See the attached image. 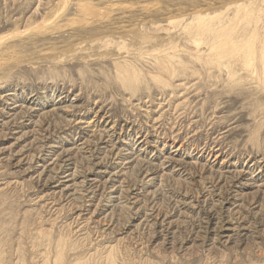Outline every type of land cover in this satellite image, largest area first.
Returning a JSON list of instances; mask_svg holds the SVG:
<instances>
[{
    "label": "rangeland",
    "instance_id": "374dc122",
    "mask_svg": "<svg viewBox=\"0 0 264 264\" xmlns=\"http://www.w3.org/2000/svg\"><path fill=\"white\" fill-rule=\"evenodd\" d=\"M244 1L0 0V264H264V79L192 31Z\"/></svg>",
    "mask_w": 264,
    "mask_h": 264
},
{
    "label": "bare ground",
    "instance_id": "6f19581e",
    "mask_svg": "<svg viewBox=\"0 0 264 264\" xmlns=\"http://www.w3.org/2000/svg\"><path fill=\"white\" fill-rule=\"evenodd\" d=\"M244 2H246V0ZM250 8L247 6L246 7L245 6H237V8L235 10L234 18L228 24H226V21H225V23H224L225 25L222 24L221 26H215L210 21H207V20H205V18L204 19L202 18L198 21V23L196 24L195 28L192 29V31L194 33H196L200 36H203V37L207 38L208 40H210V52H211V56L214 57V60L212 61L213 63H215L216 65L218 63V65L221 66L220 64L223 61H225L226 59L235 58V57H242V58L244 57V59L247 60L248 68L250 67L249 69L254 70V72L255 71L260 72L262 75V78L264 79V36L259 35V33L256 30L257 27H255L252 32L248 33L250 26L254 25V23H256L257 19H258L257 18L258 15L257 16L255 15L254 9L252 10V8L251 9ZM58 9H59V7H58ZM83 12H84V10H83ZM98 15H99V13H98ZM259 15H261V17H262V14H259ZM261 17H259V18H261ZM220 18L221 17H219V19ZM95 19H97V15H96ZM220 22H221V20H220ZM259 23H261V22H259ZM192 24H193V22H192ZM239 34H241V36ZM256 59H259V62H260L259 67L252 66V65H254V63H252V62ZM53 206H55V205H53ZM58 264H61V263H58Z\"/></svg>",
    "mask_w": 264,
    "mask_h": 264
}]
</instances>
